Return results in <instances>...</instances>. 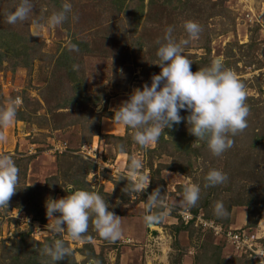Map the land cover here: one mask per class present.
<instances>
[{
    "label": "rangeland",
    "instance_id": "rangeland-1",
    "mask_svg": "<svg viewBox=\"0 0 264 264\" xmlns=\"http://www.w3.org/2000/svg\"><path fill=\"white\" fill-rule=\"evenodd\" d=\"M31 2L34 8L28 19L9 24L6 15L19 0H0V45L10 47L7 51L0 46V106L19 96L17 113L23 117L0 129L7 138L0 143V155H10L19 168L17 192L8 209H0V264H26L29 258L36 264H52L40 249L56 239H64L72 252L58 264H89L90 260L98 264H260L264 259V0ZM65 2L72 5L67 21L37 27ZM187 20L202 29L199 38L184 47L183 55L193 63L191 70L221 59L247 93L248 126L232 137L233 147L219 157L196 139L190 154L175 150L183 134L191 136L185 121L174 125L171 139L163 133L161 140L141 149L132 140L133 130L112 119L113 110L133 89H142L145 83L150 86L151 77L160 73L154 64L156 40L163 39L169 26L177 41L187 39L182 27ZM22 46L25 54L20 53ZM17 47L14 56L11 51ZM65 57L73 61L70 72L80 88L74 89L67 78L62 66ZM78 95V103L73 104L69 98ZM62 100L67 107L52 110ZM188 114L180 111L181 117ZM117 144L124 146V152L114 151ZM133 154L142 156V171L151 182L146 191L129 197L122 190L127 181L120 179ZM92 165L94 169L88 168ZM210 169L226 173V183L205 187L204 176ZM77 178L122 218V237L116 242L99 237L91 226L87 233L91 240L84 243L52 230L54 221L48 220L45 203L72 194L69 180ZM189 183L201 189L190 214L217 223L220 233L181 222L177 202ZM157 187L165 201L160 210L167 217L147 227L144 202ZM217 201L223 202L227 216L214 215ZM234 233L241 238L238 244L229 238ZM246 240L259 248L257 256H244Z\"/></svg>",
    "mask_w": 264,
    "mask_h": 264
},
{
    "label": "clouds",
    "instance_id": "clouds-1",
    "mask_svg": "<svg viewBox=\"0 0 264 264\" xmlns=\"http://www.w3.org/2000/svg\"><path fill=\"white\" fill-rule=\"evenodd\" d=\"M33 8L31 0H19L14 10L7 13L6 22L16 24L27 20ZM71 11L72 5L65 2L59 11L46 18L44 24L37 22V27L59 26L67 21ZM182 27L187 39L177 41L172 35L173 28L169 26L163 39L156 40L157 61L154 64L160 67V73L151 77L150 86L145 83L142 89H133L128 99L113 110L112 119L133 130L132 140L141 149L158 142L165 129L185 121L189 134L196 137V141H204L210 153L219 157L233 147L232 137L248 126L250 110L246 104L245 85L231 69L224 66L221 59L213 60L210 66L193 72V63L183 55V51L191 41L199 38L202 29L191 20L184 21ZM21 103V97L17 96L9 100L6 106H0V129H6L15 122L17 106ZM181 110L189 114L181 117ZM6 139L0 130V143L6 142ZM114 151L122 153L124 146L117 144ZM128 160L126 175L120 181H127L122 190L132 197L146 191L151 179L142 171L144 162L140 154L130 155ZM204 180L205 187H215L226 183L228 176L220 170L210 169ZM18 183L19 168L14 159L7 154L0 155V209H8ZM200 191L198 184L184 185L181 199L177 202L178 208L187 210L194 207L200 198ZM164 206L163 195L157 187L144 202L145 226L152 227L166 219L167 213L160 210ZM45 207L48 220L54 221L52 230L66 234L71 241L84 243L91 240L87 235L90 226L99 237L109 242L114 243L122 237V218L108 210L109 204L97 192L75 190L64 198H49ZM213 211L220 218L228 215L222 201L215 202ZM40 254L50 258L52 264H58L72 252L64 239H56L51 244L46 243L40 249ZM89 264L98 262L90 260ZM260 264H264V259Z\"/></svg>",
    "mask_w": 264,
    "mask_h": 264
},
{
    "label": "trees",
    "instance_id": "trees-1",
    "mask_svg": "<svg viewBox=\"0 0 264 264\" xmlns=\"http://www.w3.org/2000/svg\"><path fill=\"white\" fill-rule=\"evenodd\" d=\"M2 32V31H1ZM9 35L11 36V37H15V39H17V40H19V41H22V37H19V36H15L14 35V33H9ZM1 46V48L2 49H6L7 51H9L10 50V47L8 48H6V44H4V45H0ZM24 47V49H23V52H21L20 51V53H23V54H25V49H26V47L25 46H22L21 48H23ZM18 48V47H17ZM4 49V50H5ZM20 48H18V49H16V50H12L11 52L12 53H14V56H16L17 55V51L19 50ZM65 60H64V62L62 63L63 65V68L65 69V72L67 73V78L71 81V83H74L75 84V80H74V78L72 77V73L70 72V71H72V68H73V61L68 57V58H64ZM23 66H26L27 64H26V62H24L23 64H22ZM68 80V81H69ZM69 81V82H70ZM80 82H76V84H75V86H74V89H77V87H79L80 88ZM73 88V87H72ZM74 91V90H73ZM80 97H79V95L78 96H75L74 98H69V99H71V100H73V104H76V103H78V102H76V99H79ZM82 101V100H81ZM70 103V102H69ZM93 104H95L96 103V101H93L92 102ZM67 101H65V100H62V103H56L55 105H54V108L52 109V110H60V109H65L66 107H67ZM56 107V108H55ZM184 111V113L185 114H188V112L187 111H185V110H183ZM21 114H18L17 113V117H16V119L17 120H23V117L22 116H20ZM174 131H175V128H174V125H173V127L171 128V129H165V133H166V135L168 136V138L169 139H171L172 137H173V135H174ZM162 136H163V134L160 136V140L162 139ZM181 141H182V143H180L178 146L177 145H174V147H175V150H180L181 152H184L185 154H188L192 149H191V142L193 141V140H195L196 138L193 136V135H191V136H186V135H184L183 134V136H181ZM174 140V139H173ZM177 140V139H176ZM175 140V141H176ZM168 141V140H167ZM172 141V140H171ZM192 152V151H191ZM190 154V153H189ZM88 168H90V169H94V166L92 165V166H89ZM83 177V176H82ZM69 184L72 186V190L73 191H75V190H86V191H90V192H95V190L94 189H92V187L87 183V182H85L82 178H77V179H71V180H69ZM70 192V191H69ZM36 213H39V211H35ZM93 257H95L93 254H91ZM26 264H36L35 263V261H34V259H32V258H29V260L26 262Z\"/></svg>",
    "mask_w": 264,
    "mask_h": 264
},
{
    "label": "built area",
    "instance_id": "built-area-1",
    "mask_svg": "<svg viewBox=\"0 0 264 264\" xmlns=\"http://www.w3.org/2000/svg\"><path fill=\"white\" fill-rule=\"evenodd\" d=\"M177 212H178V214L180 216L181 222L184 225H188L191 222H193L194 227H197L201 231H204L205 227H209L213 231L214 235L217 234V233H220V231H221L220 225H218L217 223H214L211 220H206L205 218L201 219V218H199V216L194 218V215L192 216L190 214V210L189 209L181 210V209L178 208ZM259 225H260V223H259ZM255 237H257V236L253 235L252 238L254 239ZM229 238L231 240H233V242L236 243V244L240 243V240H241V238H238V235L236 233H234L233 236H231ZM248 241L249 240H246L244 243H246ZM244 243H243L242 248L244 247ZM260 243H261V241H260ZM261 244L264 245V243H261ZM243 250L245 251V255L244 256H246V254H248V256H250V255L253 256V255L256 254V256H257L259 248L252 247L251 243L248 242V245H246V248H244ZM261 256H262V252L259 253V256H258L259 260H261Z\"/></svg>",
    "mask_w": 264,
    "mask_h": 264
},
{
    "label": "bare ground",
    "instance_id": "bare-ground-1",
    "mask_svg": "<svg viewBox=\"0 0 264 264\" xmlns=\"http://www.w3.org/2000/svg\"><path fill=\"white\" fill-rule=\"evenodd\" d=\"M156 229V228H155Z\"/></svg>",
    "mask_w": 264,
    "mask_h": 264
}]
</instances>
